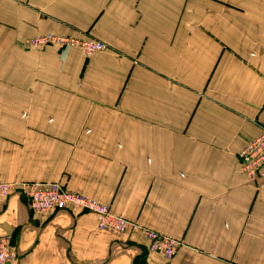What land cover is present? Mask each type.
<instances>
[{
    "label": "crops",
    "instance_id": "obj_1",
    "mask_svg": "<svg viewBox=\"0 0 264 264\" xmlns=\"http://www.w3.org/2000/svg\"><path fill=\"white\" fill-rule=\"evenodd\" d=\"M44 33L108 45L31 47ZM264 0H0V181H61L183 246L170 260L92 213L11 194L16 264H264Z\"/></svg>",
    "mask_w": 264,
    "mask_h": 264
},
{
    "label": "built area",
    "instance_id": "obj_2",
    "mask_svg": "<svg viewBox=\"0 0 264 264\" xmlns=\"http://www.w3.org/2000/svg\"><path fill=\"white\" fill-rule=\"evenodd\" d=\"M51 38V35H41L40 44L51 42ZM67 39L70 38L59 36L57 41L60 46H67L69 43L77 40L70 41ZM31 43L32 40L29 39L27 44H36ZM77 43L79 42L77 41ZM95 43L96 42L88 43L86 46L82 44L79 45L83 46L85 49H90L89 47ZM260 128L261 132L257 137L247 143L237 154L240 159L241 171L251 180L264 179V118L260 121ZM11 188H14L11 184L0 182V198L7 195ZM25 194L30 198L33 206L41 210L46 209L48 205L57 207L62 205H72L73 207H75V205H80V207L96 211L102 226L110 227V225H113L111 228L115 230H123L125 227V222L110 214L105 205L84 195L65 193L58 186L45 187L31 184L25 187ZM116 220L120 221L119 225ZM148 235L151 239L152 249L163 251L166 255H171L173 253L175 246L173 240L167 239L165 236L158 235L154 232H148ZM11 255L12 252L9 251L7 240L4 238V243L0 245V264H7V260Z\"/></svg>",
    "mask_w": 264,
    "mask_h": 264
},
{
    "label": "rangeland",
    "instance_id": "obj_3",
    "mask_svg": "<svg viewBox=\"0 0 264 264\" xmlns=\"http://www.w3.org/2000/svg\"><path fill=\"white\" fill-rule=\"evenodd\" d=\"M42 35H51V37H52L51 38V42H48V43H45V44L44 43L40 44L41 43L40 42V37L41 36L39 35V36H36V37H32L33 39L31 38L32 43H36V44H32V43H31L32 45L27 44V41L29 40L28 39L27 41H25V45H28V46H31V47H39V48L46 47L47 45H56V46H58L62 50H67L70 47H74V46H80L83 49V51L86 53V55L92 54L95 51L96 52L97 51H105V50L108 49V45L106 43H104L103 41L98 40L96 38L90 37V36H88L87 38L85 37L84 39H80L77 36H71V37H69V36H64V35H55V34H51V33H44ZM59 36H63V37L70 38V39H67V40H70V41L75 40V39H77V40L76 41H73L72 43H69L67 46H60L59 45V42L57 41V38ZM77 41L79 43H77ZM93 42H96V43L93 44V45H91L89 47L90 49H85L83 47V46H86V44L93 43ZM79 44H82L83 46H81ZM260 132H261V128H260ZM253 139H251V140H253ZM249 142H247V143H249ZM238 153H239V151H238ZM238 160H239V164H240V159H238ZM0 182H4V183L11 184L12 187H14L13 189L11 188V190L7 193V195H5V196H3V197L0 198V202L3 201L4 199L8 198L11 194H14V193H17L18 192V193H20L27 200L28 206H29L30 210L33 213L60 212V211H63V210L64 211H68V212L73 213V214H75V213H81V212L92 213L94 215V217H95L97 229L107 230V231H110L111 233L116 234L118 236H121V235H129V234H132V233H140V234L143 235V237L146 240V251L159 253L166 260L172 259L178 253L179 249L183 246V241L181 239L172 237V236L167 235V234L160 233L158 231H155L153 229H150V228H148L146 226L141 225L137 221H134V220L125 218V217H123V216H121L119 214H116V213H114L112 211V209H111V207H110V205L108 203H105L103 201H100L97 198H95V197H93L91 195H88L86 193H82V192L73 190V189L67 187L61 181H57V180L55 181L54 180V181H21V182H5V181H0ZM31 184H37V185H41V186H45V187H48V186H58L65 193H71V194H76V195H84V196H86L88 198H91L93 200H96L100 204L105 205L107 207V209H108V211H109L110 214H112L113 216L118 217L119 219L123 220L125 222V227H124L123 230H115V229L111 228L113 225H110V227H108V226H102L100 224V219H99L98 213L96 211H94L92 209H89V208L80 207V205H75L74 204L75 207H73L72 205H65V206L62 205L60 207H57V206H54V205H48L46 207V209H44V210H41L40 208H36V207L33 206L30 198L25 194V187L27 185H31ZM21 190H22L23 193L21 192ZM116 222L118 223V225L120 224V221L116 220ZM148 232H154V233H156L158 235L165 236V238H167V239L173 240L174 241V244H175L173 253L171 255H166L163 251H159V250L152 249L151 248V239H150V237L148 235ZM4 238H6V240H7V247L9 249V251L12 252L11 257L7 260V264H16L17 263V259H18L17 248H16L15 244L12 243L11 236L6 231H3L0 234V245L4 243Z\"/></svg>",
    "mask_w": 264,
    "mask_h": 264
}]
</instances>
